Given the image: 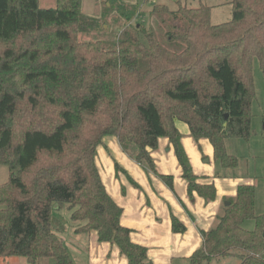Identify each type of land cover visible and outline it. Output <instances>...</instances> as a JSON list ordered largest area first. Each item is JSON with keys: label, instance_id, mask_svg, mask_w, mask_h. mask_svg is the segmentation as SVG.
Masks as SVG:
<instances>
[{"label": "trees", "instance_id": "obj_1", "mask_svg": "<svg viewBox=\"0 0 264 264\" xmlns=\"http://www.w3.org/2000/svg\"><path fill=\"white\" fill-rule=\"evenodd\" d=\"M225 1L232 17L218 25L211 24L209 7L180 5L186 28L166 35L182 47L172 52L141 24L132 25L137 5L122 8L124 24L107 46L79 39L104 26L83 12V0H55L47 9L38 0H0V166L8 171L0 184V258L73 264L60 237L65 228L52 213L67 205L75 233L95 232L127 264H152L120 224L123 210L101 180L96 151L105 137L172 188V176L158 175L150 156L158 140L167 139L188 196L215 200L214 184L193 174L176 123L195 143L207 140L222 169L238 167L225 142L252 133L254 58L264 75V0ZM159 13L166 7L153 6L150 14ZM126 144L135 147L133 154ZM254 198L253 186L241 184L225 199L215 224L200 232L202 247L189 264L230 256L239 264H264V215H255ZM248 220L252 230L242 227ZM171 230L186 228L171 217Z\"/></svg>", "mask_w": 264, "mask_h": 264}, {"label": "crops", "instance_id": "obj_2", "mask_svg": "<svg viewBox=\"0 0 264 264\" xmlns=\"http://www.w3.org/2000/svg\"><path fill=\"white\" fill-rule=\"evenodd\" d=\"M176 127L193 174L200 178V183L214 184V201L205 203L195 193L192 198L188 196L186 181L182 178L172 146L165 138L158 140V146L150 151V156L158 175L172 176V188L137 164L132 155L124 153L113 137H105L96 151V165L106 191L123 210L120 224L131 230V242L146 249L148 261L152 264H189L191 255L202 247L200 232L213 226L225 199L234 198L239 185L251 184L233 172L214 177L217 163L213 160L209 142L201 139L195 143L187 127L178 123ZM115 164L120 169L117 172ZM171 217L185 226L184 233L172 232ZM66 231L65 227L60 235L63 241ZM75 234L77 242L82 238L85 242L80 247L66 245L64 242L73 264H127L119 249L115 245L98 242L95 232ZM70 248L72 254L68 251ZM23 260L0 258V264H29ZM47 260L51 263L41 259L37 264H54L52 260Z\"/></svg>", "mask_w": 264, "mask_h": 264}, {"label": "rangeland", "instance_id": "obj_3", "mask_svg": "<svg viewBox=\"0 0 264 264\" xmlns=\"http://www.w3.org/2000/svg\"><path fill=\"white\" fill-rule=\"evenodd\" d=\"M117 2H124V4H120L122 7H119V4H108L106 0H83V12L97 17L98 21L101 22L100 24H104V26L102 25L103 30L101 32L95 31L90 34L79 36L81 41H101L108 46L118 32L120 26L124 24L125 20L121 16L122 8L132 9L133 7L136 8V5L138 7L137 14L135 16L133 15L134 17L132 16V25L135 26L136 23L141 24L147 33L152 34L164 48L172 52H179L182 47L168 40L166 35L171 31H184L186 28L185 23L182 22L177 15V10L180 5L186 8H198L200 6L209 7L210 22L212 25L228 22L232 17L231 5L225 0H138L137 4L135 0H118ZM38 5L40 8L44 9L53 8L55 6V0H38ZM155 5L165 6L167 13L150 14L152 7ZM254 8L256 12L259 13L260 9L256 5H254ZM133 12L134 11H132V13ZM252 24L253 20L249 18L246 28ZM144 40V38L141 39V41ZM252 80L254 98L251 100L249 107L251 115V136L248 140L235 138L226 140V152L238 160V167L235 170H228L222 169L216 164L214 177L222 176L224 173L231 174V172H233L236 176L249 180L255 193V215L262 216L264 215V75L256 58L253 59L252 63ZM178 124L186 127L183 123ZM124 148L129 154L135 152V147L131 145L126 144ZM7 179V168L5 166H0V184L6 182ZM223 205H225V202ZM52 213L53 216L63 224L64 228L66 227L67 229L64 235L65 244H71V246L77 245L80 247V244H83L85 240L82 238L77 242L75 238L77 235L73 232V227L76 228L77 223L71 221V211L68 209L67 205H63L58 210L54 209ZM253 225V221L248 220L242 227L246 230H252ZM68 251L72 254L71 248L68 249ZM23 261L26 260L24 259ZM45 261L51 263L47 259H45ZM13 264H16V262ZM203 264H239V260L235 256H230L217 260L215 259L209 263Z\"/></svg>", "mask_w": 264, "mask_h": 264}, {"label": "water", "instance_id": "obj_4", "mask_svg": "<svg viewBox=\"0 0 264 264\" xmlns=\"http://www.w3.org/2000/svg\"><path fill=\"white\" fill-rule=\"evenodd\" d=\"M227 203H225V205H226ZM54 208L56 209L57 208V206H54Z\"/></svg>", "mask_w": 264, "mask_h": 264}]
</instances>
